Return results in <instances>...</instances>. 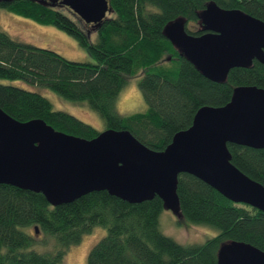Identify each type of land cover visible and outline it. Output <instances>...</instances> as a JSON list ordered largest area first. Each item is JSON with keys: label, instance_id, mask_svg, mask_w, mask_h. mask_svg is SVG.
I'll return each mask as SVG.
<instances>
[{"label": "trees", "instance_id": "trees-1", "mask_svg": "<svg viewBox=\"0 0 264 264\" xmlns=\"http://www.w3.org/2000/svg\"><path fill=\"white\" fill-rule=\"evenodd\" d=\"M212 1L264 22V0H108L112 12L97 27L58 3H1L9 12L72 36L93 60L66 59L0 28V108L18 121L41 119L85 139L98 134L90 124L55 110L39 92L48 89L98 112L105 129L127 130L150 149L164 150L176 132L191 125L200 107L224 105L237 86L264 88L263 63L253 60L249 67L232 68L225 82H213L164 36L165 25L178 17L187 20L188 33L202 34L199 14ZM130 76H140L138 87L147 107L121 115L115 101ZM3 81H22L27 87ZM227 147L233 165L264 186V148ZM176 193L181 214L177 223L213 227L214 236L181 244L163 234L159 215L164 207L158 196L129 203L102 190L52 206L42 193L0 184V264H61L67 248L94 227L104 228L105 234L89 249L87 264H217V251L228 241L264 251V212L226 199L187 173L178 175ZM48 240L50 248L34 249Z\"/></svg>", "mask_w": 264, "mask_h": 264}, {"label": "water", "instance_id": "water-1", "mask_svg": "<svg viewBox=\"0 0 264 264\" xmlns=\"http://www.w3.org/2000/svg\"><path fill=\"white\" fill-rule=\"evenodd\" d=\"M32 1L58 3L93 27L112 12L108 0ZM186 24L178 17L163 34L208 80L223 83L232 68L264 64L263 21L212 1L199 14L202 34L188 33ZM228 143L264 148V88L237 86L224 105L200 107L162 151L127 130L105 129L85 139L41 119L18 121L0 108V184L42 193L52 206L102 190L129 203L158 196L181 218L176 189L178 175L187 173L226 199L264 212V186L233 165ZM216 257L217 264H264V251L238 241L221 244Z\"/></svg>", "mask_w": 264, "mask_h": 264}, {"label": "rangeland", "instance_id": "rangeland-1", "mask_svg": "<svg viewBox=\"0 0 264 264\" xmlns=\"http://www.w3.org/2000/svg\"><path fill=\"white\" fill-rule=\"evenodd\" d=\"M0 28L11 37L21 42L56 51L63 57L73 61L92 62L89 52L80 47L76 40L67 33L52 25L38 24L35 21L18 16L0 7ZM94 36V35H93ZM94 39V37H92ZM140 76H130L127 84L121 89L115 101V111L121 115H130L146 110V103L138 87ZM20 87H27L22 81H3ZM39 92L46 97L55 110L67 112L85 123L93 126L97 131L106 128L105 121L95 110L85 103H74L66 100L48 89L41 88ZM184 225L177 223L176 215L169 209H163L159 215L161 232L181 244L202 243L214 236L217 230L207 225ZM187 225V226H186ZM105 229L94 227L84 234L81 240L67 248L61 264H87L89 249L104 236ZM52 246L51 240L46 244L40 242L34 249L43 250Z\"/></svg>", "mask_w": 264, "mask_h": 264}]
</instances>
